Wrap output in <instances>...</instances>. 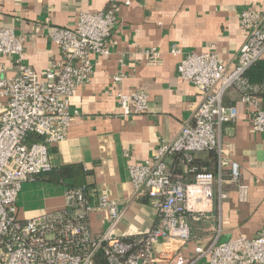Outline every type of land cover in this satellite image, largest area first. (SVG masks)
<instances>
[{
  "label": "built area",
  "instance_id": "obj_1",
  "mask_svg": "<svg viewBox=\"0 0 264 264\" xmlns=\"http://www.w3.org/2000/svg\"><path fill=\"white\" fill-rule=\"evenodd\" d=\"M110 2L101 11L79 12L73 28L49 26L47 36L62 60L48 66L41 76L24 61L25 35L12 27L0 28V55L12 58L14 68L13 75L0 77V97L6 99L0 113V264H156L154 244L160 239L187 242L191 238L187 215L199 218L209 212L215 187L221 201L227 197L226 184L235 187L239 201L247 200L248 185L241 180L238 162L226 154L221 131L223 124L237 118L236 106L223 102L224 93L233 88L249 108L252 130L264 133V80L251 83L245 75L264 55V15L252 9L239 14L245 39L232 68L213 50L188 52L176 44L170 48L179 57L178 75L197 87L201 99L173 138L161 139L151 157L128 167L134 194L148 196L155 209L156 222L151 228L136 238L117 237L114 232L123 209L115 198L93 195L86 186L67 188L61 210L26 220L18 217L16 200L23 182L52 169L48 144L64 139L70 122L80 115L71 107L70 98L90 81L92 56L110 53L107 40L117 22L116 0ZM147 55L154 63L159 52L151 48ZM116 98L121 116L148 111L143 89L118 91ZM29 133L43 140L27 144ZM207 150L216 154L215 172L189 164L197 152ZM173 156L192 174L190 182L170 169ZM94 209L106 212L108 223L100 233L92 232L89 225ZM194 254L190 260L181 254L161 258L166 264H193L203 257L207 264H264V231L222 243L214 239L198 244Z\"/></svg>",
  "mask_w": 264,
  "mask_h": 264
},
{
  "label": "crops",
  "instance_id": "obj_2",
  "mask_svg": "<svg viewBox=\"0 0 264 264\" xmlns=\"http://www.w3.org/2000/svg\"><path fill=\"white\" fill-rule=\"evenodd\" d=\"M116 0L117 22L107 40L108 55H93V72L87 84L70 98L79 110L66 137L48 144L52 169L72 165L76 180L89 190L115 198L123 209L115 235L132 239L156 222V212L146 195L134 194L128 167L151 157L161 139H171L201 99L197 87L177 73L178 56L170 53L173 44L183 51L213 50L220 61L232 68L245 33L239 22L244 9L264 15V0ZM110 0H0V28L12 27L26 37L25 58L40 76L52 63L62 60L60 50L47 36L50 25L73 28L81 11H101ZM159 52L152 63L147 50ZM264 58V55H263ZM12 58L0 55V77L14 73ZM124 74L121 80L116 75ZM143 89L148 95V111L121 116L116 93ZM223 102L235 105V122L222 126L221 142L226 154L238 162L241 180L248 185L247 200H238L234 186L226 184L227 197L218 198L217 187L209 212L194 218L187 215L191 238L184 244L154 246L156 264H166L163 255L181 254L190 260L198 244L212 240L225 242L237 236H255L264 231V133L252 130L248 106L239 93L229 88ZM6 99L0 97V113ZM212 150L197 152L195 161L215 172L217 158ZM170 169L186 182L193 178L178 156L169 160ZM77 184V183H75ZM74 185V177L56 178L55 173L35 175L22 184L16 204L18 217L26 220L64 208V191ZM90 200L94 201V196ZM94 233L107 226L106 212L89 214ZM193 264H207L200 258Z\"/></svg>",
  "mask_w": 264,
  "mask_h": 264
},
{
  "label": "trees",
  "instance_id": "obj_3",
  "mask_svg": "<svg viewBox=\"0 0 264 264\" xmlns=\"http://www.w3.org/2000/svg\"><path fill=\"white\" fill-rule=\"evenodd\" d=\"M246 77L249 79V81L251 83H261L264 80V58L261 57L260 59H258L256 62H254L245 72ZM43 140L42 136L36 134V133H29L27 136V144H32V143H38L41 142ZM212 157H214L215 155H213V151H210ZM190 166L195 165L197 166L198 169H205L208 170L207 168H204L202 166H200L199 164L196 163L195 158L192 159V161L189 163ZM50 173H55V177L60 179V178H65L66 177H74V185H72L71 187H79V186H86L88 188V185L82 180L77 181L76 179V170L73 168L72 165H68V166H62L60 169L58 170H54L51 169L50 171L47 172H43L39 175H43V174H50ZM77 183V184H75ZM69 187V188H71Z\"/></svg>",
  "mask_w": 264,
  "mask_h": 264
}]
</instances>
